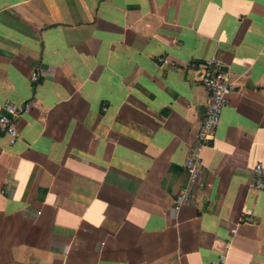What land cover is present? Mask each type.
I'll list each match as a JSON object with an SVG mask.
<instances>
[{
	"label": "crops",
	"instance_id": "1",
	"mask_svg": "<svg viewBox=\"0 0 264 264\" xmlns=\"http://www.w3.org/2000/svg\"><path fill=\"white\" fill-rule=\"evenodd\" d=\"M212 60L236 89L193 184ZM4 104L0 264H264V0H0Z\"/></svg>",
	"mask_w": 264,
	"mask_h": 264
},
{
	"label": "built area",
	"instance_id": "2",
	"mask_svg": "<svg viewBox=\"0 0 264 264\" xmlns=\"http://www.w3.org/2000/svg\"><path fill=\"white\" fill-rule=\"evenodd\" d=\"M158 62L161 64L167 63L166 59L163 58L158 59ZM187 67L193 71L200 68L198 73L199 84L203 87L207 95L204 119L198 131L191 157L186 162V170L189 174L190 181L194 184L200 177V154L211 143L220 122L222 111L228 104L236 86L230 76L222 71V66L218 61H207L200 67L195 62H191ZM31 79L33 82L36 81L37 75L35 73L32 74ZM2 111L3 114L0 115V131L8 137L10 144H14L19 138L17 130L19 109L13 105L4 104ZM249 187L257 192H264V169L261 165L255 166ZM192 198L193 195L189 190H180L175 197L174 209L179 211L183 206L188 205ZM213 264H224V257H221L218 262Z\"/></svg>",
	"mask_w": 264,
	"mask_h": 264
}]
</instances>
